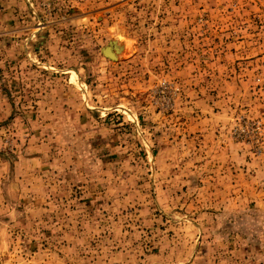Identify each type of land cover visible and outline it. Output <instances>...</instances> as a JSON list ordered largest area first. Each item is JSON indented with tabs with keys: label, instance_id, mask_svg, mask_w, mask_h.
<instances>
[{
	"label": "rangeland",
	"instance_id": "374dc122",
	"mask_svg": "<svg viewBox=\"0 0 264 264\" xmlns=\"http://www.w3.org/2000/svg\"><path fill=\"white\" fill-rule=\"evenodd\" d=\"M0 264H264V0H0Z\"/></svg>",
	"mask_w": 264,
	"mask_h": 264
},
{
	"label": "water",
	"instance_id": "95a60500",
	"mask_svg": "<svg viewBox=\"0 0 264 264\" xmlns=\"http://www.w3.org/2000/svg\"><path fill=\"white\" fill-rule=\"evenodd\" d=\"M112 48H113V43L105 46L103 49H102V52L104 55L108 56L109 58L111 59H117V56L114 54V52L112 51Z\"/></svg>",
	"mask_w": 264,
	"mask_h": 264
},
{
	"label": "bare ground",
	"instance_id": "6f19581e",
	"mask_svg": "<svg viewBox=\"0 0 264 264\" xmlns=\"http://www.w3.org/2000/svg\"><path fill=\"white\" fill-rule=\"evenodd\" d=\"M112 51H113L114 54L117 56V53H118V52L116 53V51L114 50V48H112Z\"/></svg>",
	"mask_w": 264,
	"mask_h": 264
}]
</instances>
